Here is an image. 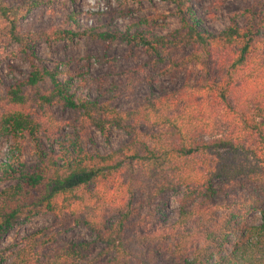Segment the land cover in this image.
I'll return each mask as SVG.
<instances>
[{
	"label": "trees",
	"instance_id": "trees-1",
	"mask_svg": "<svg viewBox=\"0 0 264 264\" xmlns=\"http://www.w3.org/2000/svg\"><path fill=\"white\" fill-rule=\"evenodd\" d=\"M56 1L0 0V53L10 42L35 60L41 40L74 38L69 29L21 27L33 10ZM164 1L179 13L181 26L171 33L147 19L136 31L95 27L85 35L108 48L121 40L132 53L143 47L163 75H186L178 90L152 89L142 105L119 110L78 99L58 67L33 61L28 76L0 94L1 134L27 138L34 151L33 164L8 165L11 183L0 190V264H264V0H250L241 22L234 18L221 31L196 6L223 0ZM186 47L190 53L180 54ZM142 83L141 70L131 69L124 88L133 94ZM56 108L78 113L73 126ZM110 127L132 138L104 153L92 129L107 134ZM171 192L180 193L174 222L141 231L144 211ZM45 210L59 225L88 229L103 249L93 256L88 240L54 233L2 246L15 224Z\"/></svg>",
	"mask_w": 264,
	"mask_h": 264
},
{
	"label": "rangeland",
	"instance_id": "rangeland-1",
	"mask_svg": "<svg viewBox=\"0 0 264 264\" xmlns=\"http://www.w3.org/2000/svg\"><path fill=\"white\" fill-rule=\"evenodd\" d=\"M249 3L250 0H223L218 6L205 1L196 8L208 27L221 31L234 18L241 22L240 15ZM147 19L151 20L149 22L153 29L163 34L171 33L181 26L176 5L164 0H58L52 6L36 8L21 22L24 31L69 29L77 35L62 41L41 40L36 48L35 60L31 55L22 53L14 43L2 45L0 55L4 61L0 64V94L5 93L14 78L27 77L33 61L37 65L58 67L61 80L70 82L78 99L110 101L119 110L142 105L152 89L158 94L178 90L184 84L186 75L182 74L179 79L163 75L160 69L152 66L143 47L132 53L121 40L115 41L108 48L102 42L85 35L88 29L95 27L124 31L131 28L136 31L139 27H145ZM190 51L189 47L179 49L182 55ZM131 69H140L143 79L142 85L133 94L124 88L127 73ZM55 111L60 119L72 126L76 122L78 113L75 110L56 108ZM72 129L68 127V131ZM146 131L144 128L143 133ZM92 134L94 145L104 153L119 148L132 138L118 127H110L107 134L92 129ZM145 138L147 136L144 135ZM17 159L29 165L34 163L31 141L10 133L1 134L0 131V190L11 183L7 173L8 165ZM179 198V192H171L164 201L155 200L151 211H144L147 220L138 225L140 230L153 232L172 224L177 218ZM250 218L260 222L259 209L253 210ZM64 223L59 225L52 213L41 211L28 221L15 224L2 238V246L16 248L24 245L25 238L30 235L46 240L49 236L47 234L54 233L70 241L88 240L93 256L103 249V244L88 229Z\"/></svg>",
	"mask_w": 264,
	"mask_h": 264
}]
</instances>
